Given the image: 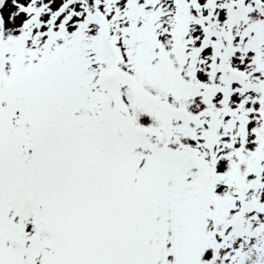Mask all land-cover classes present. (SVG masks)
<instances>
[{"label": "snow or ice", "instance_id": "obj_1", "mask_svg": "<svg viewBox=\"0 0 264 264\" xmlns=\"http://www.w3.org/2000/svg\"><path fill=\"white\" fill-rule=\"evenodd\" d=\"M0 264H264V0H0Z\"/></svg>", "mask_w": 264, "mask_h": 264}]
</instances>
